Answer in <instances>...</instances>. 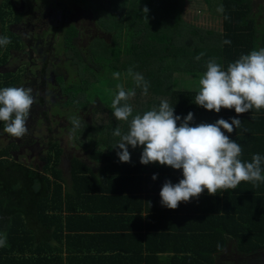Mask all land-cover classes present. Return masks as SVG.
Returning a JSON list of instances; mask_svg holds the SVG:
<instances>
[{
  "label": "trees",
  "instance_id": "trees-1",
  "mask_svg": "<svg viewBox=\"0 0 264 264\" xmlns=\"http://www.w3.org/2000/svg\"><path fill=\"white\" fill-rule=\"evenodd\" d=\"M23 1L15 0L21 3L18 11L13 0H0V37L7 15L4 8H11L15 22L21 23L26 12ZM203 2L219 29L191 22L185 12L186 0H143L134 23L122 27L120 11L111 9L110 0H100L115 13L112 28L107 33L100 23L92 25L86 44L80 46L78 40L66 44L70 34L62 32V47L56 48L64 51L66 67L74 69V75L65 81L64 74L58 73L54 79L59 77L69 100L76 106L82 102L79 107L85 108L88 101L71 98V91L73 87L87 90L95 84L91 71L94 55L114 70H141L149 88L147 94L142 88H132L136 95L128 103L133 115L167 100L181 121L193 113L190 126L214 123L219 118L231 123L230 118L237 117L239 128L232 133L222 131L241 145L242 161L251 162L253 154L264 157V109L237 114L234 109L222 108L217 113L194 102L198 89H172L174 71L204 72L212 58L226 70L241 55L264 47V3L255 10L253 0ZM220 6L222 12L218 11ZM145 7L147 14L142 12ZM12 28L8 35L11 43L0 46V65L9 61V46L18 50L26 44ZM225 39L231 43H223ZM201 52L204 56L197 60ZM47 65L45 60L44 74ZM2 73L4 84L0 82V88L14 81L9 82L11 71ZM116 91L108 88L101 92L102 106L97 103L100 109H91L93 120L102 123L98 133L78 116L79 112V127L72 123V128L65 129L71 138L65 146L73 148L69 158L72 183L67 187L59 166L66 152L60 139L52 136L44 148L45 153L49 150L44 161L36 163L15 154L16 143L4 145L0 137V235L6 236L5 246L0 247V264H216L227 246L240 255L264 252V182L243 181L235 189L215 195L205 189L198 198L180 202L176 209L163 206L160 190L164 182L178 183L182 170L158 162L142 164V146L129 145L130 162L120 161L117 153L121 150L115 146L120 137L113 132L117 127L126 132L128 122L113 114L111 102ZM40 100L47 98L41 95ZM261 168L264 170V161ZM99 209L111 210L116 217ZM125 228L136 234L123 237L119 229ZM106 231L117 234L106 235ZM107 251L111 254H105Z\"/></svg>",
  "mask_w": 264,
  "mask_h": 264
},
{
  "label": "clouds",
  "instance_id": "clouds-1",
  "mask_svg": "<svg viewBox=\"0 0 264 264\" xmlns=\"http://www.w3.org/2000/svg\"><path fill=\"white\" fill-rule=\"evenodd\" d=\"M148 11L147 7L142 9L145 14ZM218 11H223L222 6ZM9 43L10 38L0 37V46ZM223 43L230 44L231 41L225 39ZM202 56L203 52L196 59ZM128 74L132 76L136 87L142 88L143 93L147 94L149 83L144 77L134 73L131 68ZM113 75L118 79L120 73ZM116 89L111 102L113 114L117 120L128 122L126 132H122L119 127L113 132L120 137L115 145L121 150L117 153L120 161L130 162L129 145L132 148L142 146V164L158 162L182 170L183 178L178 183L164 182L160 190L163 206L176 209L180 202L198 198L205 189L215 195L218 191L235 189L243 181L264 182V170L261 168L264 157L253 154L251 162L242 161L241 145L222 131L232 133L234 128H239L241 120L237 117L230 118L231 123L219 118L214 123L201 122L190 126L193 113L189 112L181 121L167 100H162L158 107L133 115V108L128 101L136 95L135 90L126 91L122 84H117ZM194 102L217 113L222 108L234 109L237 114L264 109V47L241 55L229 63L226 70L215 58L209 59L206 70L199 75ZM34 103L31 88H0L3 132L22 138L28 132L27 119ZM177 121L181 122L178 124ZM72 123L76 128L80 125L78 118H73ZM153 179H156L155 174ZM5 244L6 236L0 235V247Z\"/></svg>",
  "mask_w": 264,
  "mask_h": 264
},
{
  "label": "rangeland",
  "instance_id": "rangeland-1",
  "mask_svg": "<svg viewBox=\"0 0 264 264\" xmlns=\"http://www.w3.org/2000/svg\"><path fill=\"white\" fill-rule=\"evenodd\" d=\"M13 1L15 2V0ZM90 1L91 0H76L75 5L72 0H24L23 4L24 7H26V12H23L24 20L21 26H15L14 14L10 13L11 8H4L7 15L4 17L3 36L9 37V28H12L14 25L12 29L21 34L23 36V41L26 42L24 47L18 50L13 46H11L12 48L9 46L8 54L10 52L11 56L8 57L9 61L0 65V71H11L13 77H9V82L13 78L14 81L4 87L31 88L35 103L32 105L30 115L27 119L28 132L22 138H15L4 133V123L0 124L2 125L0 128V137L3 138L4 145L6 143L15 142L17 147L24 145L26 140H28V143L35 142V137H39L41 143L45 146L49 145V139L52 136L54 139H60L61 144L66 148V152L63 154V160L60 161L59 164L63 171V183L66 187L72 183L69 173V158L73 148H67L65 146L67 140L71 139L69 135L66 134L65 129L73 127L72 120L76 118L79 112L78 116L84 117L83 119H85V122H88L92 127L97 129L98 133V129L102 126V123L93 120L91 109H100V107L96 108L98 104L102 106L100 102L104 100V94H101V92H105L108 88L116 90L117 84H122L125 90L138 88L132 76L128 74V69H111L108 64L104 63L105 59L99 58L96 55L93 56L94 61L91 63V71L95 75V84L90 86L87 90L82 87H73L71 91V98L80 99V101H88V105L85 108L79 107V104L82 102L78 101V105L76 106L74 100H69L68 95L62 92L59 84V77L56 76L54 79L53 75L58 73L64 74L65 81L70 76L73 77L71 74H73L72 70L74 69L66 67L68 63L64 58V51L61 48H56V46L62 47V32L63 34H70L65 40L67 41L66 44H71L73 41L78 40L77 42L80 46L82 43L86 44V39L89 37L88 33L91 32L92 25L95 27V24L97 25V23L101 22V25L103 24L102 27L105 28L107 33L109 31L107 27L111 28L107 19H110V21L112 20L111 22L113 23L115 13L95 12V6H91L89 4ZM118 1H120L122 5H119L116 1L115 5H113V3L111 4V9L120 11L119 18H121L122 27L131 26L136 19V13L143 0ZM15 3L17 4L16 10H22L21 3ZM260 3H264V0H253L252 9L256 10V6ZM28 7H31L30 10H28ZM185 12L189 14V16L186 14V17L188 16L191 22L202 27L206 26L208 29H219V24L216 22L217 19L209 15L203 0H186ZM1 27L2 22L0 21V32ZM20 27L21 30L19 29ZM57 27H59V29H57ZM29 45H33L35 48L30 58L32 61L31 64L28 62L29 58L27 51L30 50ZM45 60L48 61V65L45 67L44 74L43 63ZM63 62L66 63L64 64ZM132 70L134 73H139L144 77L143 71L138 69ZM116 72L120 73L118 79L113 75ZM202 73L203 72L174 71L172 73V89H198L199 75ZM2 76L3 73L0 74L1 83L4 81V77ZM41 95L45 96L47 101L42 102L40 100ZM97 121H100L99 118H97ZM43 152L45 153V149ZM47 152L41 155V160L43 159L44 161ZM20 157L23 158V154H21ZM33 157L34 155H32L31 158L34 160L37 159ZM216 264H264V252L251 255H240L232 247L227 246V248L218 255V258H216Z\"/></svg>",
  "mask_w": 264,
  "mask_h": 264
},
{
  "label": "flooded vegetation",
  "instance_id": "flooded-vegetation-1",
  "mask_svg": "<svg viewBox=\"0 0 264 264\" xmlns=\"http://www.w3.org/2000/svg\"><path fill=\"white\" fill-rule=\"evenodd\" d=\"M23 20H22L21 23H16L15 26H21L23 24ZM19 29L21 30V27ZM27 52H28V58L30 59L32 57V54L34 53L33 49L30 48V50L27 51ZM36 138L39 139V137H36ZM27 141L28 140L25 141L24 145L17 147V150H15V154H17V153L19 155L23 154V159L25 161L34 160V159L31 158L32 155H34L33 158H35L38 155L39 158L34 160V161L36 163L42 162L40 160L41 159L40 156L43 154L42 150L45 148V145L43 143H41L40 139L39 140H35V142H33V143H28ZM25 151H27V152H25Z\"/></svg>",
  "mask_w": 264,
  "mask_h": 264
},
{
  "label": "crops",
  "instance_id": "crops-1",
  "mask_svg": "<svg viewBox=\"0 0 264 264\" xmlns=\"http://www.w3.org/2000/svg\"><path fill=\"white\" fill-rule=\"evenodd\" d=\"M98 1L99 0H91L90 3H89L91 6H95V12H110V9L103 7L101 5L100 1L99 2ZM110 1H111V4L113 3V5H115L116 1H118V0H110ZM107 20H108V23L111 25V28H112V22L110 21V19H107ZM100 24H101V22H100ZM111 28H108L107 27L108 30H110ZM99 211L105 213V215H107L109 217H116L115 214H114V212H111V210H107V209L106 210H101V209H99ZM111 234L115 235V234H117V232H109V231H106V235H111ZM119 234H122L123 237L128 238L130 235L136 234V231L135 230L132 231L131 229H127V228H125V229H119ZM115 239H116V237H115ZM93 242H95V244L98 243V241L96 242L95 240ZM114 243H115V241H114ZM124 244L127 245V241H124ZM105 254L110 255L111 252H108L107 251V252H105Z\"/></svg>",
  "mask_w": 264,
  "mask_h": 264
},
{
  "label": "water",
  "instance_id": "water-1",
  "mask_svg": "<svg viewBox=\"0 0 264 264\" xmlns=\"http://www.w3.org/2000/svg\"><path fill=\"white\" fill-rule=\"evenodd\" d=\"M37 157V156H36Z\"/></svg>",
  "mask_w": 264,
  "mask_h": 264
}]
</instances>
